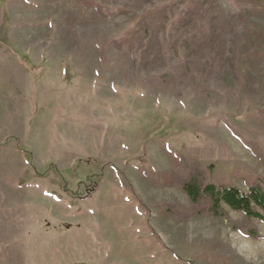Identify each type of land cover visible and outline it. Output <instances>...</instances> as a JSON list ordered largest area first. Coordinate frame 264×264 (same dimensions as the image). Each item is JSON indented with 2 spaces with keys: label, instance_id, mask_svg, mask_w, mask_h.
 <instances>
[{
  "label": "rangeland",
  "instance_id": "obj_1",
  "mask_svg": "<svg viewBox=\"0 0 264 264\" xmlns=\"http://www.w3.org/2000/svg\"><path fill=\"white\" fill-rule=\"evenodd\" d=\"M220 1L0 0V264H264V223L180 187L264 181V0Z\"/></svg>",
  "mask_w": 264,
  "mask_h": 264
},
{
  "label": "trees",
  "instance_id": "obj_2",
  "mask_svg": "<svg viewBox=\"0 0 264 264\" xmlns=\"http://www.w3.org/2000/svg\"><path fill=\"white\" fill-rule=\"evenodd\" d=\"M217 5L223 6L225 12L229 14L238 15L241 12L227 0H221ZM200 8L201 10L199 11L197 9L196 13L200 12L202 23L201 26L198 25L199 31L197 34H186L188 47L195 44L199 35H202L204 42L198 39V47L202 43H208L212 36V33H210L211 19L213 17L210 11L211 9L204 4L201 5ZM193 12L195 11H192L191 13ZM160 15L161 16L158 17L165 16V14L162 16V12ZM148 48L149 50H156L157 48H160L159 51L162 50L160 42L154 37L149 38ZM193 48L195 49V46ZM191 50L194 51L193 49ZM206 53L208 54V52ZM255 153L258 157L263 159L261 153ZM187 170H190L192 174L189 178L181 180L180 187L191 202V210L188 214L189 217L194 216L220 219L227 216L228 212L226 209H229L234 212H240L249 219H256L264 223V215L262 214L264 211V181L261 183L253 182L246 193L233 185H225L210 181L209 178L202 174L199 168L195 166L194 168L185 166L184 171ZM183 218L185 219L187 216H184ZM246 235L252 238L258 237L255 232L251 231L248 232V234L246 233Z\"/></svg>",
  "mask_w": 264,
  "mask_h": 264
},
{
  "label": "crops",
  "instance_id": "obj_3",
  "mask_svg": "<svg viewBox=\"0 0 264 264\" xmlns=\"http://www.w3.org/2000/svg\"><path fill=\"white\" fill-rule=\"evenodd\" d=\"M0 206H3L4 209L8 212L14 211L19 208L18 204H12V202H4V204H1ZM5 223L0 226V241H7L12 240L16 237L17 234H14V230H17L18 228L15 225L14 218L17 216V213H7L5 214ZM15 216V217H14ZM9 218H12L9 220Z\"/></svg>",
  "mask_w": 264,
  "mask_h": 264
}]
</instances>
